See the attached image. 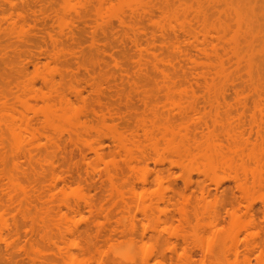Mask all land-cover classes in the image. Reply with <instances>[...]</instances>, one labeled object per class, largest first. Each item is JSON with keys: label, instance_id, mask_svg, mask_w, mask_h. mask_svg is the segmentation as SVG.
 <instances>
[{"label": "rangeland", "instance_id": "rangeland-1", "mask_svg": "<svg viewBox=\"0 0 264 264\" xmlns=\"http://www.w3.org/2000/svg\"><path fill=\"white\" fill-rule=\"evenodd\" d=\"M233 1L0 0V264H264V0Z\"/></svg>", "mask_w": 264, "mask_h": 264}, {"label": "bare ground", "instance_id": "bare-ground-1", "mask_svg": "<svg viewBox=\"0 0 264 264\" xmlns=\"http://www.w3.org/2000/svg\"><path fill=\"white\" fill-rule=\"evenodd\" d=\"M239 1H240V0H239ZM239 1H236V2H239ZM251 1H253V0H251ZM241 2H243V4L245 3L244 5H248V4H247L248 1H246V2H247V3H246L245 1H242V0H241ZM241 2H239V4H237V3H235V0L233 1V4L235 5L234 8H237V9L232 8L233 10H235V11H233V12L236 13V10L239 11L238 7L241 8V6H240V5H241ZM249 2H250V1H249ZM263 2H264V1H263ZM229 3H230V2H228L227 4H229ZM10 4L12 5L13 3H10ZM230 4H231V3H230ZM230 4H229V5H230ZM261 4H262V3H261ZM261 4H260V5H261ZM231 5H232V4H231ZM231 5H230V6H231ZM234 5H233V6H234ZM237 5H238V6H237ZM244 5H243V7H245ZM13 6H15V5H13ZM248 6H252V5H248ZM263 6H264V5H263ZM230 8H231V7H230ZM246 8H249V7H246ZM246 8H245V9H246ZM251 9H252V8H251ZM248 10L250 11V9H248ZM252 10H253V9H252ZM244 11H245V10H244ZM258 11H259V10H258ZM263 11H264V10H263ZM240 12H241V13H244V12H242V10L239 11V13H240ZM246 12H247V10H246ZM250 12H251V11H250ZM254 12H255V11H254ZM259 12H261V11H259ZM259 12H258L257 14H259ZM239 13L237 12L236 14L238 15ZM255 13H256V12H255ZM244 14H245V13H244ZM250 14H251V13H250ZM250 14L248 13V15H250ZM260 14H261V15H260V17H261V16H262V12H261ZM237 15H236V16H237ZM245 15H247V14H245ZM245 15H243V14H242V15L239 14V15H238V19L236 18V19H237V23H242V22H240L241 20H242V21H245V20H243V17H242V19H241V17L239 18V16H244V18H245ZM253 16H254V15H253ZM263 16H264V15H263ZM249 17H250V16H249ZM251 18H252V16H251ZM240 19H241V20H240ZM238 20H240V21H238ZM250 20H251V19H250ZM251 21H252V20H251ZM251 21H249V23H247V24H250ZM256 24H257V23H256ZM256 24H255V25H256ZM251 25H252V24H251ZM238 26H240V25H238ZM256 26H258V25H256ZM248 27H251V29L253 28V26H248ZM257 30H258V28H257ZM250 31H253V30H250ZM254 31H256V30H254ZM259 31H260V30H259ZM248 32H249V31H248ZM12 33H16L18 36L22 35V34H23V28H22V26H21V25H18V26L14 25V27H13V32H12ZM250 33H251V32H250ZM250 33H249V34H250ZM254 33H255V32H254ZM255 34H256V33H255ZM24 35H25V34H24ZM251 35H252V34H250L249 36H251ZM23 37H24V36H23ZM252 37H253V35H252ZM244 39H245V38H244ZM244 39H243V40H244ZM244 42H245V41H244ZM235 43H237V42H235ZM247 44H249V43H247ZM234 47H235V46H234ZM235 48H236V47H235ZM235 50H236V49H235ZM248 50H249V49H248ZM261 50H262V49H261ZM237 55H238V54H237ZM239 55H240V54H239ZM158 63H159V64H158ZM158 63H154V64H155V65H154L155 67H154V66H153V67L156 68V69H158L157 67H159L161 61L159 62V60H158ZM249 63H251V62H249ZM247 64H248V63H247ZM211 66H212V65H211ZM214 66H215V67H214ZM223 66H224V65H223V62H222L219 58H217L216 64L212 66V67H214V68L216 69V72H215L216 75L219 74V75H217V76H219V78H220V76H221L222 73H223V69H224ZM248 70H250V69H248ZM161 73L164 75V73H163L162 71H160V74H161ZM163 75H162V76H163ZM164 76H165V78H167L166 75H164ZM222 77H223V76H222ZM163 78H164V77H163ZM220 79H221V78H220ZM165 80H166V81H169V79H165ZM44 82L50 84V81H48V80H46V81H44ZM212 84H213V83H212ZM214 85H215V84H214ZM170 87H171V85H170ZM170 87H167V89L170 88ZM172 87H173V86H172ZM211 87H212V86H211ZM211 87H210V88H211ZM214 87H216V86H214ZM173 88H174V87H173ZM1 89H2V88H1ZM4 89H5V88H4ZM208 89H209V88H208ZM216 89H217V87H216ZM171 90H172V89H171ZM209 90H210V89H209ZM219 90H220V89H219ZM3 91H4V90H3ZM6 91L9 92L8 90H6ZM1 92H2V91H1ZM79 93H80V92H79ZM79 93H78V92H77V93L75 92V94H77L76 97H78V98H80V99L82 100L81 95H80ZM4 94H5V92H4ZM1 95H2V93L0 94V96H1ZM174 95H175V94H174ZM3 96H4V95H3ZM167 96H169V95H167ZM172 96H173V95H172ZM172 96H169V97H166V98H167L169 101H170V100L173 101ZM185 96H186V95H184V97H185ZM14 97H15V96H14ZM182 97H183V96H182ZM9 98H10V97H9ZM42 98L46 99L47 101L50 100V96H49V95H45V94H43V95H42ZM216 98H217V97H216ZM216 98H215V99H216ZM16 99H17V98H16ZM57 99H58L61 103H65V104H70V103H71L70 100H69L68 98H66L65 96H58ZM146 99H147V98H146ZM175 99H176V98H175ZM6 100H8V99H6ZM6 100H5V101H6ZM5 101H4V102H5ZM11 101H12V98H11ZM169 101H168V102H169ZM0 102H1V101H0ZM174 102H175V100H174ZM7 104H8V103H7ZM172 104H173V103H172ZM172 104H171V105H172ZM11 105H13V104H11ZM6 106H7V105H6ZM172 106H173V105H172ZM0 108H1V107H0ZM176 108H177V107H176ZM0 110H1V109H0ZM9 110H10V109H8V112H10ZM177 110H178V109H177ZM0 112H1V111H0ZM8 112H2V114H3V113H8ZM8 114H9V113H8ZM8 114H7V115H8ZM12 114H13V113H12ZM3 115H4V114H3ZM0 117H2V116H0ZM12 117H14V116H12ZM14 118H15V117H14ZM4 119H5V118H4ZM6 119H7V118H6ZM17 119H18V118H17ZM17 119H16V120H17ZM0 120H2V118H1ZM10 120H11V119H10ZM20 120H21V119H20ZM22 120H23V119H22ZM1 122H2V121H1ZM9 122H11V121H9ZM12 122H13V121H12ZM17 122H18V121H17ZM2 123H3V122H2ZM5 123H6V121H5ZM20 123H21V122H20ZM28 123H29V122H28ZM7 124H8V123H7ZM11 124H12V123H11ZM166 124H167V123H166ZM166 124H165L164 126H166ZM168 125H169V124H168ZM17 126H19V125H17ZM7 127H8V126H7ZM19 127H21V126H19ZM19 127H17V128H19ZM166 127H167V126H166ZM170 127H171V128H170ZM170 127H168L169 130H168V128H164V127H163V129H165V130L163 131V132H164V134H163L164 136H166L167 134H168V135H169V134H174V131L172 130V129L175 128L174 125L171 124ZM179 128H180V129H187V128H185V126H182V127L180 126ZM179 128L177 127V128H175V129H179ZM167 130L170 131V132H168ZM187 134H188V133H187ZM187 134L185 135L186 137H187ZM256 134L259 135V132L256 133ZM174 135H175V134H174ZM227 135H228V136H227ZM229 135H230V134H226V136L228 137V139H229V137H230ZM258 135H257V136H258ZM185 136H184V138L186 139ZM260 136H261V134H260ZM170 137H172V138L174 139V136L171 135ZM212 137L215 138V137H217V136L212 135ZM172 138H171V139H172ZM184 138H182V140H183ZM188 138H189V137H187V139H188ZM210 138H211V137H210ZM230 138L232 139L233 137L231 136ZM173 139H172V140H170V139L167 140V141H168V146H167V148H169V151H171V152L173 151L174 147H176V145L173 143ZM185 139H184V141L187 142V140H185ZM217 139H218V138H215V139H213L212 141H211V139H209L211 142H209V140H206V141L204 142L205 144H204V143L201 144V145L199 144V147H196V149H199V150H197V151H199L200 153H199V152H196V154H200V155H199V156H201V159H200V160H203V161H201V163H203L204 166L207 167V168H206L207 170L209 169V170L211 171V170L216 169V167L221 168L220 166H224V167H222V169H226V168H227V169L229 170L228 166L231 167V164L228 165V160H226V159L224 160V159H223V158L226 157V156H225V155H224V156L222 155V154H225V153H223V152H224V150H223L224 147H226L225 149H227L228 147L225 146L223 143L221 144V143H220L221 141H219V142L217 143V141H218ZM236 139H237V140H236ZM260 139H261V138H260ZM215 140H217V141H215ZM238 140H239L238 137H235V138L233 139L232 142L235 143V145H236L237 143H238L237 145H240ZM245 140H246V139H245ZM169 141L172 142L173 144H170ZM188 141H189V139H188ZM237 141H238V142H237ZM261 141H262V140H261ZM182 142H183V141H180L178 145H181ZM186 142H185V143H186ZM215 142H216V143H215ZM245 142H246V141H245ZM246 143H247V142H246ZM153 144H154V143H153ZM153 144H150L148 147L153 146ZM155 145H156V144H154V146L151 147L150 150H152V148H153V150H155V149H156V146H155ZM169 145H171V146H169ZM235 145H234V146L232 145V146L234 147V149H235V151H236L237 148H238V146L236 145L237 147L235 148ZM132 146L135 147V150H137V152H139V154L141 155V157H143V159H142V158H139L140 155H139L138 153H137V155H139V156H138V159H137V157H136V158L133 157L131 148H132V149H134V148L131 147L130 145H127V144L125 145V144L120 140V138H117V147H118L119 150H121V151L124 153V155H125V162H124V163H125L127 166H129L130 168H132V167L134 168V166L131 165V164H134V163H135V164H138V163L142 162V161L145 159V157H146V156H145V153H144V152H145V149H144V151H143L144 146H143L142 149H139V145H138V144H136V145L133 144ZM184 146H186V145H185V144H184V145H183V144L181 145V147H182L183 149L177 146V147L175 148V150H176L177 148H179V149H178L179 151H180L181 149H182V150H185V151H186V154L183 155V153H185L184 151H182V154H181L180 152H178V153H176V154H177V155H178V154H179V155L181 154V155H182L181 158H185V159H187V160H186L187 164H190L191 162H188V159H190V160L193 161L194 158H195L194 154H191V149H190V148H192V146L190 147V144H187V146L190 147L189 149H188L187 146H186V147H184ZM157 147H158V146H157ZM233 147H232V149H233ZM171 148H173V149H171ZM185 148H187V150H190V152H189V151L187 152V150H186ZM157 149H158V148H157ZM157 149H156V150H157ZM170 149H171V150H170ZM230 149H231V148H230ZM230 149H229V150H230ZM234 149H233V150H234ZM139 150H140V151H139ZM176 151H177V150H176ZM176 151H175V152H176ZM155 152H156V151H155ZM233 152H234V151H233ZM236 152H237V151H236ZM239 152H240V151H239ZM172 154H173V153H172ZM189 154H191V157L189 156ZM186 155H188V156H187L188 158L186 157ZM217 155H218V156H222V157H219V158H218V157H215V156H217ZM135 156H136V155H135ZM183 156H184V157H183ZM193 156H194V157H193ZM192 158H193V159H192ZM197 158H198V155H197ZM197 158H195V159H197ZM216 158H218V159H216ZM220 158H221V159H220ZM140 159H141V161H139ZM179 159H180V158H179ZM198 159H199V158H198ZM214 159H216V160H215L216 162H222V163H216V162L214 161ZM219 159H220V160H219ZM251 159H252V158H251ZM217 160H219V161H217ZM254 160H255V161H254ZM100 161H102V159H100ZM179 161H180V160H179ZM179 161H178V162H179ZM196 161H197V160H196ZM198 161H199V160H198ZM224 161H226V162H224ZM252 161H253L254 163H256V157H255V159H252ZM194 162H195V160L193 161V163H194ZM224 163H225V164H224ZM257 163H258V162H257ZM175 164H176V162H175ZM219 164H220V166H219ZM221 164H222V165H221ZM182 165H185V164L183 163ZM182 165H181V166H182ZM190 165H191V167H194V165H193V166H192V164H190ZM216 165H218V166H216ZM226 165H227V166H226ZM185 166H186V165H185ZM215 166H216V167H215ZM133 168H132V169H133ZM192 169H193V168H192ZM144 170H145V168H144ZM190 170H191V169H190ZM209 170H208V171H209ZM187 171H188V169H187ZM208 171H207L206 173H208ZM188 172H189V171H188ZM190 173H191V172H190ZM190 173H189V174H190ZM206 173H205V174H206ZM108 176H109V175H108ZM110 176H111V175H110ZM188 177H189V176H188ZM111 178L113 179V178H115V177H113V176H112V177H109V178L107 177V180L109 179V180L111 181V180H112ZM60 179H61V178H60L59 176H55V175H54V177H53V180H54V181H57V180H60ZM156 179L162 181V178L159 177V176L156 177ZM187 179H188V178H187ZM187 179L185 178L186 181H189V179L192 180L191 178H189L188 180H187ZM109 180H108V181H109ZM114 180H115V179H114ZM138 180L142 181V183H143L144 181H145V183L147 182V181H146V176H145V175L140 176ZM158 180H157V181H158ZM163 180H164V179H163ZM258 180H259V183H257V187L259 186L258 184H260V180H261L260 177H259ZM63 181H64V179H63ZM64 182H65V181H64ZM112 182H113V181H112ZM162 182H163V181H162ZM184 183H185V182H183V184H184ZM187 183H188V185H189V182H187ZM187 183H185V184H187ZM158 184H160V183H158ZM244 184H245V183H244ZM261 184H262V182H261ZM240 185H242V186H240ZM185 186H187V185H185ZM239 186H240V187H239ZM261 186H262V188H260V189L258 188L259 190L263 189L264 184L261 185ZM261 186H259V187H261ZM241 187H244L243 184H239L237 188H240V192H245L246 189L244 188V189H245V190H244V189L241 188ZM259 190H258V191H259ZM201 191H203V189H201ZM238 191H239V190H238ZM202 193H203V192H202ZM260 193H261V192H260ZM179 194H180V193H179ZM260 195H261V194H260ZM179 196H180V195H179ZM242 196H243V195H242ZM245 196H246V195H245ZM262 196H263V195H261V199L259 198L260 201H263V200H264V196H263V197H262ZM184 197H185V196H184ZM243 198H244V197H243ZM262 198H263V200H262ZM162 199H163V197H161V198L159 199V201L162 200ZM244 199H245V198H244ZM257 199H258V198H257ZM184 200H185V199H184ZM184 200H182V201H184ZM188 201H189V200H188ZM260 201H259V202H260ZM167 203H168V202H167ZM171 203H172V202H171ZM177 203H178V202H177ZM172 204H173V203H172ZM182 204H183V203H182ZM178 205H180V204H178ZM261 205H262V204H261ZM237 206H238V205H237ZM250 206H251V205H250ZM250 206H249V204H248V207H249V208H251ZM143 207H144V208L141 210L142 213H143L144 211H146V213H147V211H148V210H147L148 207L145 206V205H143ZM146 207H147V208H146ZM196 207H197V206H196ZM246 207H247V206H246ZM140 208H142V207L140 206ZM171 208H172V207H171ZM173 208H174V207H173ZM173 208H172V209H173ZM183 208H184V207H183ZM167 209H169V208H167ZM167 209H166V211H167ZM196 209H197V208H196ZM247 210H248V209H247ZM247 210H246V211H247ZM141 211H140V212H141ZM160 211H163V210H160ZM179 212H180V211H179ZM182 212H185V211L183 210ZM196 212H197L196 210H195V211L193 210L192 213L195 214ZM216 212H217V211H216ZM216 212L214 213L215 216L217 215ZM253 212H255V211H253ZM162 213H163V212H162ZM170 213H171V212H170ZM176 213H177V212H176ZM185 213H186V212H185ZM212 213H213V212H211L210 214H212ZM226 213H227V211H226ZM143 214H144V213H143ZM157 214L159 215V213H157ZM163 214H164V213H163ZM163 214H160V215H163ZM249 214H250V213H249ZM254 214H255V213H254ZM144 215H146V214H144ZM158 215H157V216H158ZM212 215H213V214H212ZM169 216H170V215H169ZM188 216H189V215H188ZM194 216H195V215H194ZM218 216H219V215H218ZM226 216H228V214H226ZM161 217H162V216H161ZM166 217L168 218V215H167ZM178 217L181 218L182 216H178ZM184 217H185V216H184ZM251 217H252V216H251ZM170 218H171V217H170ZM189 218H190V217H189ZM194 218H195V217H194ZM215 218H216V217H215ZM217 218H218V217H217ZM163 219H164V218H163ZM170 220H171V219H170ZM170 220H168V221H170ZM187 220H188V219H187ZM215 220H216V219H215ZM250 220H252V219H250ZM254 220H255V219H254ZM105 221H106V220H105ZM177 221H178V220H177ZM157 222H159V221H157ZM163 222H164V221H163ZM163 222H162V223H163ZM173 222H174V221H173ZM181 222H182V221H181ZM181 222H180L179 224H182ZM189 222H190V221H189ZM249 222H250V221H249ZM168 223H169V222H168ZM168 223H167V225L170 226V224H168ZM186 223H188V222H186ZM254 223H255V222H254ZM110 224H111V223H110ZM164 224H166V223L164 222ZM116 225H117V224H116ZM167 225H166V226H167ZM259 225H260V224H259ZM133 226H134V224H133ZM171 226H172V225H171ZM182 226H183V225H182ZM257 226H258V225H257ZM115 227H116V226H115ZM131 227H132V226H131ZM131 227H130L129 229H131ZM184 227H185V226H184ZM258 227H259V226H258ZM165 228H166V227H165ZM182 228H183V227H182ZM261 228H262V227H261ZM113 229H114V228H113ZM132 229H133V228H132ZM132 229H131L130 231H132ZM183 229H184V228H183ZM258 229H260V227H259ZM116 230H117V229H116ZM133 230H135V228H134ZM167 231H168V230H167ZM169 231H170V230H169ZM176 231H177V230H176ZM190 231H191V229H190ZM109 232H110V231H109ZM113 232H114V231H113ZM132 232H133V231H132ZM145 232H146V231H145ZM171 232H172V231H171ZM183 232H184V231H183ZM187 232H188V231H187ZM258 232H259V231H258ZM17 233H18V232H17ZM83 233H84V232H83ZM107 233H108V232H107ZM117 233H118V232H117ZM139 233H140V232H139ZM161 233H162V232H161ZM165 233H166V232H165ZM167 233H168V232H167ZM86 234H87V233H85V235H86ZM97 234H98V233H97ZM133 234H134V233H133ZM140 234H141V233H140ZM174 234H175V233H174ZM85 235H83V236H85ZM87 235H88V234H87ZM100 235H101V234H100ZM114 235H115V234H114ZM155 235H156V233H155ZM179 235H180V234H179ZM189 235H190V234H189ZM96 236H97V235H96ZM131 236H132V235H131ZM133 236H134V235H133ZM160 236H161V235H160ZM162 236H163V235H162ZM173 236H174V235H173ZM175 236H176V235H175ZM253 236H254V235H253ZM170 237H171V236H170ZM178 237H179V236H178ZM85 238H86V237H85ZM105 238H106V237H105ZM132 238H133V237H132ZM141 238H142V237H141ZM154 238H155V237H154ZM158 238H160V237L158 236ZM183 238H184V237H183ZM168 239H169V238H168ZM180 239H181V238H180ZM157 240H160V239H157ZM139 241H140V240H139ZM177 241H178V240H177ZM183 241H184V240H183ZM183 241H182V242H183ZM185 241H187V240H185ZM263 241H264V240H263ZM13 242H14V241H13ZM86 242H89V241H86ZM188 242H189V241H188ZM136 243H137V242H136ZM168 243H169V242H168ZM178 243H179V241H178ZM178 243H177V245H178ZM89 244H90V243H89ZM143 244H144V243H143ZM171 244H172V243H171ZM175 244H176V243H175ZM184 244H186V243H184ZM260 244H261V243H260ZM136 245H137V244H136ZM253 245H254V244H253ZM85 246H86V244H85ZM85 246H84V247H85ZM91 246H92V245H91ZM137 246H138V245H137ZM183 246H184V245H183ZM262 246H264V245H262ZM139 247H140V246H139ZM167 247H168V246H167ZM188 247H192V246H188ZM194 247H195V246H194ZM87 248H88V247H87ZM176 248H177V246H176ZM176 248H175V249H176ZM250 248H251V247H250ZM139 249H140V248H139ZM171 249H173V246L171 247ZM183 249H184V248H183ZM235 249H236V248H235ZM87 250H90V248L87 249ZM178 250H179V248H178ZM230 250H231V249H230ZM238 250H239V249H238ZM246 250H247V249H246ZM173 251H175V250H173ZM228 251H229V250H228ZM247 251H248V250H247ZM185 252H186V251H185ZM254 252H255V249H254ZM262 252H263V251H262ZM168 253H169V252H168ZM173 253H174V252H173ZM180 253H181V252H180ZM244 253H245V252H244ZM247 253H248V252H247ZM263 254H264V253H263ZM171 255H172V254H171ZM238 255H239V254H238ZM238 255H237V256H238ZM242 255H243V254H242ZM244 255H245V254H244ZM179 256H180V255H179ZM255 256H256V255H255ZM262 257H263V256H262ZM171 258H172V257H171ZM181 258H182V257H181ZM187 258H189V257H187ZM187 258H186V260H184V261H187V262H188V259H187ZM235 258H236V257H235ZM243 259H245V257H244ZM254 259H255V258H254ZM175 260H176V259H175ZM178 260H179V259H178ZM246 260H247V259H246ZM10 261H11V260H10ZM6 262H8V261H6ZM11 262H12V261H11ZM130 262H131V261H130ZM133 262H134V261H133ZM187 262H186V263H187ZM245 262H246V261H245ZM13 263H14V262H13ZM130 264H131V263H130ZM184 264H185V263H184Z\"/></svg>", "mask_w": 264, "mask_h": 264}]
</instances>
